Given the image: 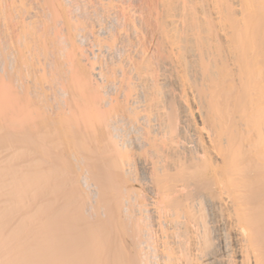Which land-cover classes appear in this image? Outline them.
<instances>
[{
  "label": "bare ground",
  "instance_id": "obj_1",
  "mask_svg": "<svg viewBox=\"0 0 264 264\" xmlns=\"http://www.w3.org/2000/svg\"><path fill=\"white\" fill-rule=\"evenodd\" d=\"M0 264H264V0H0Z\"/></svg>",
  "mask_w": 264,
  "mask_h": 264
}]
</instances>
